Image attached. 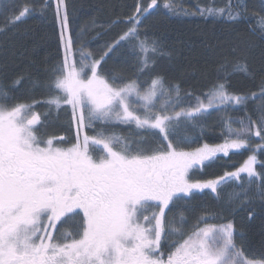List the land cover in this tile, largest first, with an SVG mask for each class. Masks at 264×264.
I'll return each instance as SVG.
<instances>
[{
	"label": "snow or ice",
	"instance_id": "6c2138e0",
	"mask_svg": "<svg viewBox=\"0 0 264 264\" xmlns=\"http://www.w3.org/2000/svg\"><path fill=\"white\" fill-rule=\"evenodd\" d=\"M55 3L63 55L43 85L49 93L42 101L48 113L33 110L40 101L10 103L9 91L0 85V264H264V257H249L244 246L237 245L232 221L209 224L201 217L185 235L183 213L178 225L169 223L166 214L176 199L194 191L218 193L232 181L243 185L242 173L249 183L260 180L264 192V173L254 167L255 152L264 150V103L257 120L241 119L238 128L231 120L224 121L223 144L184 151L178 144L188 138L177 134L182 121L194 124L210 109H235L257 98L264 101V83L259 97L230 92L227 66L220 65L224 75L203 96L195 97V103L188 99L185 106L191 93L183 97L178 84L151 75L160 49L140 26L158 0H150L147 7L137 2L133 14L122 21L125 30L99 58L83 47L74 48L65 0ZM0 6L7 7L3 0ZM47 6L45 0L43 7ZM163 6L171 10L173 3L164 0ZM239 9L238 3L228 0L225 7L201 9L200 14L207 11L235 21L242 15ZM32 11L25 5L12 23ZM258 25L264 32V15ZM121 48L134 58L132 75L104 73L103 64ZM235 70L247 71L239 62ZM146 73L150 83L141 79ZM23 82L20 76L11 87ZM53 107L71 109L76 141L70 147H58L54 138L38 135L42 116ZM96 124L101 128L88 135L86 129ZM114 125H134L138 138L129 140L106 131ZM253 137L260 143L235 171L215 179L191 178V170L206 167L219 153L228 156L230 150L251 148ZM149 139L158 146L152 147ZM243 194L246 197L247 189ZM240 197L235 194L236 200ZM68 220L74 230L61 231ZM170 234L180 240L169 245L172 250L165 258L161 249Z\"/></svg>",
	"mask_w": 264,
	"mask_h": 264
},
{
	"label": "trees",
	"instance_id": "16d2710c",
	"mask_svg": "<svg viewBox=\"0 0 264 264\" xmlns=\"http://www.w3.org/2000/svg\"><path fill=\"white\" fill-rule=\"evenodd\" d=\"M137 2L147 7L150 0H65L70 22V35L74 48L81 47L91 51L96 58L106 50L123 30L122 23L135 11ZM173 8H164V0H158L157 6L142 18L141 32L157 40L160 52L155 57L151 75H161L166 84H178L181 96L195 103V97L203 96L212 84L224 73L220 65H226L229 73V91L251 96L261 92L264 83V32L258 25L259 16L264 15V0H232L240 5L241 17L227 21L218 16H210L201 9H219L225 7L228 0H171ZM7 7L0 6V85L9 91L10 103H32L40 101L34 111L48 113V106L42 101L49 95L43 87L52 78L51 69L62 62L60 46V29L56 23L55 0H3ZM27 5L33 11L20 22L12 23L14 16ZM13 8L16 9L13 12ZM235 10V9H234ZM76 59H79V51ZM134 58L128 55L126 48L119 49L103 64L102 71L107 74L123 73L132 75ZM246 66L247 71L235 70L237 63ZM24 82L12 88V82L20 77ZM148 80L146 73L141 77ZM34 82L38 85L34 87ZM205 103L207 100L205 99ZM261 99L250 100L246 106H228L217 111L210 109L192 123L181 122L177 134L188 139L178 144L182 150H192L205 144L209 146L224 143L227 126L224 121L231 120L232 127L238 128L241 119L247 123L248 117L257 120L260 116ZM43 124L39 133L43 139L65 136L64 144L75 142V129L70 108L57 111L54 107L50 114L42 116ZM101 125L96 124L87 130L95 134ZM129 140L137 139L135 128L127 125H114L106 129ZM152 147L157 142L149 139ZM260 143L252 138L251 148L230 150L228 156L218 155L206 167L192 171L194 180L215 179L226 171H233L249 155L253 154L255 145ZM257 163L255 169L264 173V150L255 152ZM243 185L236 181L224 184L218 193L211 190L193 192L190 196L176 199L166 210L169 223L179 224L181 213L185 218L184 233L187 235L204 217L209 224L232 221L235 226L234 238L238 246H244L249 257H264V192L260 180L249 183L247 174L243 176ZM247 195L244 196V190ZM240 193L239 200L235 194ZM63 230H74L73 221ZM201 227L203 224L200 225ZM180 240L170 234L163 242L161 252L167 255L172 250L169 245Z\"/></svg>",
	"mask_w": 264,
	"mask_h": 264
},
{
	"label": "rangeland",
	"instance_id": "374dc122",
	"mask_svg": "<svg viewBox=\"0 0 264 264\" xmlns=\"http://www.w3.org/2000/svg\"><path fill=\"white\" fill-rule=\"evenodd\" d=\"M74 129H75V126H74ZM86 132H87V130H86ZM88 134V133H87ZM88 135H93V134H88ZM61 137H63L64 139L63 140H61L60 138ZM64 141H65V136L64 135H61V136H58V137H55L54 138V144L56 145V146H58V147H63V148H67V147H70L72 144H70V145H68V144H64ZM75 141H76V129H75ZM75 143V142H74ZM223 144V143H222ZM216 146V145H215ZM201 147H203V146H201ZM198 148H200V147H198ZM195 149H197V148H195ZM195 149H192V150H184V151H193V150H195ZM182 150V149H181ZM219 154H222V153H219ZM218 154V155H219ZM94 155L98 158L99 157V155H100V153L99 152H97V153H94ZM244 163V162H243ZM242 163V164H243ZM241 164V165H242ZM241 165H239V166H237L233 171H235L237 168H239ZM199 168V167H198ZM197 169V168H196ZM195 170V169H194ZM192 171L193 170H191V172H190V175H191V173H192ZM244 174H246V173H242L241 174V176H243ZM195 180V179H194ZM194 192H196V191H194ZM167 210V209H166ZM154 211H159L158 209H154ZM71 225V223L70 222H65L63 225H61V227H60V230L61 231H64L63 229L64 228H66V227H68V226H70ZM66 226V227H65ZM204 226V225H203ZM202 226V227H203ZM69 231H72V230H69ZM164 257L165 258H167V255L165 256L164 255Z\"/></svg>",
	"mask_w": 264,
	"mask_h": 264
}]
</instances>
